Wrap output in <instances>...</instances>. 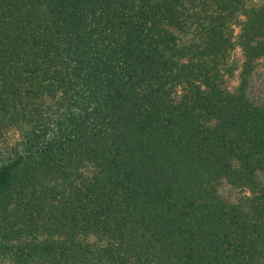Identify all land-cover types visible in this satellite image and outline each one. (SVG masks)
Here are the masks:
<instances>
[{"label": "trees", "instance_id": "1", "mask_svg": "<svg viewBox=\"0 0 264 264\" xmlns=\"http://www.w3.org/2000/svg\"><path fill=\"white\" fill-rule=\"evenodd\" d=\"M0 264H264V0H0Z\"/></svg>", "mask_w": 264, "mask_h": 264}, {"label": "rangeland", "instance_id": "2", "mask_svg": "<svg viewBox=\"0 0 264 264\" xmlns=\"http://www.w3.org/2000/svg\"><path fill=\"white\" fill-rule=\"evenodd\" d=\"M230 59L234 60L237 63L240 62V53H239L238 49L232 50L231 55H230ZM235 82H236L235 76L232 78H225L223 85L226 88H231L235 84Z\"/></svg>", "mask_w": 264, "mask_h": 264}]
</instances>
